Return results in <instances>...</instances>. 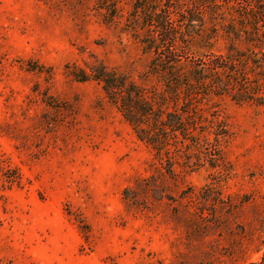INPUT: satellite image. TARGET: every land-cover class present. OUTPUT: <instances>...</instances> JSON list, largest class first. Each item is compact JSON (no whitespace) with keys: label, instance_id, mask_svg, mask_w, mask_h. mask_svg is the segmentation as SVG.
<instances>
[{"label":"rangeland","instance_id":"obj_1","mask_svg":"<svg viewBox=\"0 0 264 264\" xmlns=\"http://www.w3.org/2000/svg\"><path fill=\"white\" fill-rule=\"evenodd\" d=\"M234 2L149 5L204 9L191 51L257 53L240 72L259 103L164 99L141 0H0V264H264V46ZM101 68L158 117L132 128Z\"/></svg>","mask_w":264,"mask_h":264},{"label":"trees","instance_id":"obj_2","mask_svg":"<svg viewBox=\"0 0 264 264\" xmlns=\"http://www.w3.org/2000/svg\"><path fill=\"white\" fill-rule=\"evenodd\" d=\"M141 1L144 3H141L138 9H141V26L143 25L145 34L139 42L142 48L151 54L148 68L164 87V99H170L172 102L182 99L188 102L201 94L211 93L216 96H229L236 102H261L260 97L254 98V88L248 85L249 81L240 72L242 63L251 61L256 64L257 53L251 52V57H255L251 59L243 54H231L229 51L225 55H201L191 51L189 48L192 47V42L201 36L199 28L202 20L199 16L202 17L204 9H180L176 4L165 6L164 3L163 6H156L149 5L156 0ZM234 1L236 2L230 5V8H239V27L243 30L248 27L251 31L249 38H253L251 40L254 44L264 46V18L260 19L261 17L253 14L258 1ZM212 7H217V4L212 3ZM196 15L198 19H194ZM178 16L181 20L176 23ZM262 53L264 52H259L264 57ZM92 76L101 82L107 99L119 109L132 128L137 127L139 123H145L139 120L140 116H157L155 110L151 111L149 108L147 95L142 89L133 85L125 86L122 77L102 68L93 71ZM140 102L143 104L138 107ZM167 116L175 118L173 125H169L171 131L183 129L181 116L176 111L167 113ZM160 122L165 126V123ZM145 139L150 142L148 137Z\"/></svg>","mask_w":264,"mask_h":264}]
</instances>
